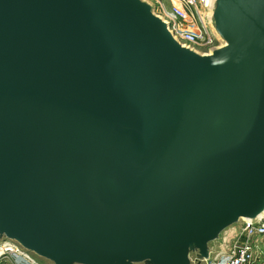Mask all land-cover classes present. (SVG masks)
<instances>
[{
  "label": "water",
  "instance_id": "water-1",
  "mask_svg": "<svg viewBox=\"0 0 264 264\" xmlns=\"http://www.w3.org/2000/svg\"><path fill=\"white\" fill-rule=\"evenodd\" d=\"M182 44L152 0H0V252L216 264L264 220V0Z\"/></svg>",
  "mask_w": 264,
  "mask_h": 264
},
{
  "label": "built area",
  "instance_id": "built-area-1",
  "mask_svg": "<svg viewBox=\"0 0 264 264\" xmlns=\"http://www.w3.org/2000/svg\"><path fill=\"white\" fill-rule=\"evenodd\" d=\"M156 12L170 24L173 34L184 44L208 52L217 39L208 22L209 0H152ZM264 220L259 224L246 223L230 254L216 264H258L263 258ZM0 264H30L11 248L0 252Z\"/></svg>",
  "mask_w": 264,
  "mask_h": 264
},
{
  "label": "rangeland",
  "instance_id": "rangeland-1",
  "mask_svg": "<svg viewBox=\"0 0 264 264\" xmlns=\"http://www.w3.org/2000/svg\"><path fill=\"white\" fill-rule=\"evenodd\" d=\"M163 1L168 5L167 0H163ZM217 44H218V42H217ZM262 246H263V253H264V241H263V245ZM260 264H264V254H263V258H262V261L260 262Z\"/></svg>",
  "mask_w": 264,
  "mask_h": 264
},
{
  "label": "bare ground",
  "instance_id": "bare-ground-1",
  "mask_svg": "<svg viewBox=\"0 0 264 264\" xmlns=\"http://www.w3.org/2000/svg\"><path fill=\"white\" fill-rule=\"evenodd\" d=\"M182 43V42H181ZM182 44H184V43H182Z\"/></svg>",
  "mask_w": 264,
  "mask_h": 264
},
{
  "label": "crops",
  "instance_id": "crops-1",
  "mask_svg": "<svg viewBox=\"0 0 264 264\" xmlns=\"http://www.w3.org/2000/svg\"><path fill=\"white\" fill-rule=\"evenodd\" d=\"M260 264V263H259Z\"/></svg>",
  "mask_w": 264,
  "mask_h": 264
}]
</instances>
